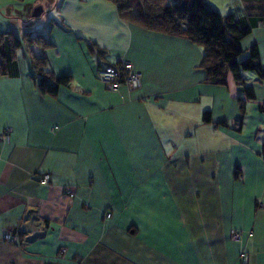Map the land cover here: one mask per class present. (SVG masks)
I'll list each match as a JSON object with an SVG mask.
<instances>
[{"label": "crops", "instance_id": "obj_1", "mask_svg": "<svg viewBox=\"0 0 264 264\" xmlns=\"http://www.w3.org/2000/svg\"><path fill=\"white\" fill-rule=\"evenodd\" d=\"M27 1L8 15L44 14L41 0ZM99 1L108 24L59 10L62 25H48L47 69L71 76L56 95L38 91L28 52L0 75V132L11 129L0 138V264H264V81L243 73L253 99L229 74L213 84L200 46ZM206 2L250 27L242 57L255 45L264 68V1ZM119 60L141 73L140 87L97 79Z\"/></svg>", "mask_w": 264, "mask_h": 264}, {"label": "trees", "instance_id": "obj_2", "mask_svg": "<svg viewBox=\"0 0 264 264\" xmlns=\"http://www.w3.org/2000/svg\"><path fill=\"white\" fill-rule=\"evenodd\" d=\"M106 1L115 7L118 18L123 21L136 23L150 31L187 38L200 46L203 52L200 66L209 82L225 84L229 74L238 85V93H244L246 99H253L252 87L245 84L243 73L251 72L258 80L264 81V68L261 66L257 47L250 46L242 57L245 51L240 42L249 33L250 27L232 13L223 15L206 0ZM23 43L30 57L31 76L36 80L41 94L54 96L61 86L69 85V74L55 75L47 69L44 51L53 47V44L45 35H32L31 31H24L22 38L13 31H0V75L6 74L10 64L17 60L16 53ZM34 46L40 49V54L34 52ZM89 47L90 51H94L93 45L89 44ZM97 52L104 57L105 51ZM245 98L237 99L241 111L234 122L237 129L242 122ZM202 117L205 121H210L208 111ZM217 124L226 123L220 121Z\"/></svg>", "mask_w": 264, "mask_h": 264}, {"label": "rangeland", "instance_id": "obj_3", "mask_svg": "<svg viewBox=\"0 0 264 264\" xmlns=\"http://www.w3.org/2000/svg\"><path fill=\"white\" fill-rule=\"evenodd\" d=\"M27 2L29 1L0 0V22L3 23L2 25H0V31H13L19 38H22L23 32L27 29L31 31L32 35H45L50 23L52 26L54 25V27H56L57 24L62 25L61 18L58 15L59 10L63 13H65V11L67 13L68 11L69 13L74 15L79 14V17L83 18H90L86 15L83 16L82 14L84 13H87L88 15H94L99 19L100 25L108 24L107 22L109 20L107 8H103L102 6L105 4H103L99 0H57V4L55 7V0H41L42 5L44 6V8H46L44 14L36 17L32 16L31 19H28L26 12L18 14L20 16V18H18L19 20H17L15 15L9 16L11 14L7 13L16 10L24 11L23 3ZM87 43L94 46V51H90V47L87 45V47H89V54L93 57H99L98 59L101 62H104L103 59H101L102 55L97 52V50L104 51V49L91 41H88ZM27 52L28 51L25 48V44L23 43L18 50V53L26 54ZM36 53L40 54L39 50H36Z\"/></svg>", "mask_w": 264, "mask_h": 264}, {"label": "built area", "instance_id": "obj_4", "mask_svg": "<svg viewBox=\"0 0 264 264\" xmlns=\"http://www.w3.org/2000/svg\"><path fill=\"white\" fill-rule=\"evenodd\" d=\"M23 1V0H17ZM96 77L97 79L108 89V90H116L121 84L126 85L130 89H135L140 87L141 85V73L135 71L130 62L125 60H119L115 63L101 65L96 69ZM56 128V127H55ZM11 129L6 128L2 132H0V138L8 143L9 135ZM50 179L49 174H43L37 178V182L41 184H46ZM66 193L69 197L73 196V193L69 190H66ZM106 217H110V214L107 213ZM231 238L233 240H240L241 235L239 232H232ZM2 240L6 243H11L14 241V237L11 235L9 231H5L2 235ZM244 257V253H240V258Z\"/></svg>", "mask_w": 264, "mask_h": 264}, {"label": "water", "instance_id": "obj_5", "mask_svg": "<svg viewBox=\"0 0 264 264\" xmlns=\"http://www.w3.org/2000/svg\"><path fill=\"white\" fill-rule=\"evenodd\" d=\"M39 12H40V8L35 9V11H34V15L39 14Z\"/></svg>", "mask_w": 264, "mask_h": 264}]
</instances>
